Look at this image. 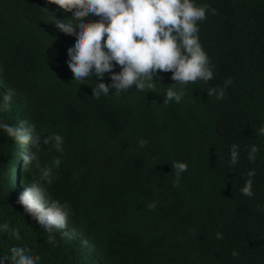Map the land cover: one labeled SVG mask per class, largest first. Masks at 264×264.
I'll use <instances>...</instances> for the list:
<instances>
[{"label":"trees","instance_id":"obj_1","mask_svg":"<svg viewBox=\"0 0 264 264\" xmlns=\"http://www.w3.org/2000/svg\"><path fill=\"white\" fill-rule=\"evenodd\" d=\"M195 3L209 6L197 23L210 81L173 84L163 72L153 89L96 98L97 78L76 80L64 58L73 33L53 14L68 13L0 0V122L37 133L21 146L0 130L4 264L15 242L37 264H264V0ZM169 87L183 88L179 103L165 100ZM174 162L187 164L178 178ZM45 167L49 195L69 209L50 232L17 201Z\"/></svg>","mask_w":264,"mask_h":264},{"label":"clouds","instance_id":"obj_2","mask_svg":"<svg viewBox=\"0 0 264 264\" xmlns=\"http://www.w3.org/2000/svg\"><path fill=\"white\" fill-rule=\"evenodd\" d=\"M47 3L68 13L53 14L59 30L73 33L65 45L64 58L76 80L83 83L88 78H97L93 79L95 87L91 89L96 98L107 95L111 89L116 93L133 86L137 90L153 89L154 77L163 72L170 73L173 84L179 85L213 78L208 55L199 41L197 23L206 19L207 4L197 5L195 0H47ZM106 73L107 83L103 80ZM213 91L210 89L209 94ZM183 95L182 87H169L165 100L179 103ZM219 95H223L222 90ZM0 130L21 146L34 144L37 139L34 126L25 120L15 125L0 122ZM51 136L54 146L59 148L62 136L59 133ZM144 143L147 141H141V146ZM35 156V152L27 150L21 153L25 166ZM235 157L236 153L232 152L233 161ZM55 162H59V157ZM173 167L178 178L187 164L174 162ZM49 171L43 168L40 178L32 180L17 194V201L50 232L65 227L69 209L49 195L44 183L50 182ZM243 193L252 195L251 181ZM149 207H155V203ZM8 258L12 264H37L40 259L21 242L10 245ZM0 264H4V257H0Z\"/></svg>","mask_w":264,"mask_h":264}]
</instances>
